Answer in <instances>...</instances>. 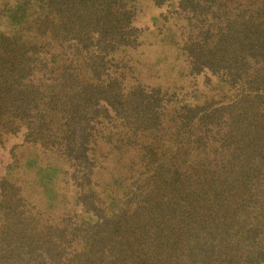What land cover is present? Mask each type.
Returning <instances> with one entry per match:
<instances>
[{
    "label": "trees",
    "instance_id": "1",
    "mask_svg": "<svg viewBox=\"0 0 264 264\" xmlns=\"http://www.w3.org/2000/svg\"><path fill=\"white\" fill-rule=\"evenodd\" d=\"M19 134L0 264H264V0H0Z\"/></svg>",
    "mask_w": 264,
    "mask_h": 264
},
{
    "label": "rangeland",
    "instance_id": "2",
    "mask_svg": "<svg viewBox=\"0 0 264 264\" xmlns=\"http://www.w3.org/2000/svg\"><path fill=\"white\" fill-rule=\"evenodd\" d=\"M173 9H175L174 4L164 5V6L159 7V6H155L151 2L140 3L136 23L143 28H145V27L146 28L147 27L152 28V30L149 31L150 33H152V35H150V39L152 41H154L155 43L158 44L160 42H165V40H166V39H164V36L166 35L165 31L168 28H170V24L166 23L167 25L163 29V32L161 35L157 30H155L153 28H156L155 24H157V27L159 25H163L164 15L167 13H169V15H171L170 12ZM202 78H203L202 76H199L196 79V80H198L199 86L203 80ZM200 93H199V95H200ZM22 140H23V137L21 134H19V135H16V136L9 138V140L6 142V145L4 147H0V173L3 172L6 168H8L10 170L19 169V168H16V166H13L16 163H14V161H13L14 159H13V154L11 152V147L14 143L21 142ZM11 167H13V168L11 169ZM30 169L33 170L32 167H30ZM58 175H59V169L57 170L56 173H54V175L52 177L54 178V176L57 177ZM43 176L49 177V174L48 175L43 174ZM37 180H38V178H37ZM45 182L46 183H44L42 176H41V178L38 181V187H40V189H44V191L47 192L48 194H50V192H52L53 197H61L62 199L72 198L73 192H71V191L66 192V191L61 190L60 184H58V183L57 184H48L51 182V181H49V178L46 179Z\"/></svg>",
    "mask_w": 264,
    "mask_h": 264
}]
</instances>
